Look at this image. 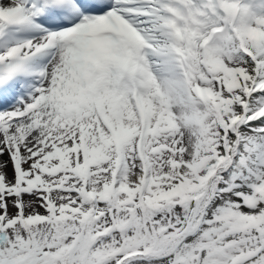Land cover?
<instances>
[{
	"label": "snow or ice",
	"instance_id": "snow-or-ice-1",
	"mask_svg": "<svg viewBox=\"0 0 264 264\" xmlns=\"http://www.w3.org/2000/svg\"><path fill=\"white\" fill-rule=\"evenodd\" d=\"M0 264H264V0H0Z\"/></svg>",
	"mask_w": 264,
	"mask_h": 264
}]
</instances>
